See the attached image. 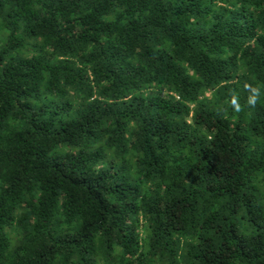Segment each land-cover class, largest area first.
<instances>
[{"label":"trees","instance_id":"16d2710c","mask_svg":"<svg viewBox=\"0 0 264 264\" xmlns=\"http://www.w3.org/2000/svg\"><path fill=\"white\" fill-rule=\"evenodd\" d=\"M0 264H264V0H0Z\"/></svg>","mask_w":264,"mask_h":264},{"label":"clouds","instance_id":"9594fccd","mask_svg":"<svg viewBox=\"0 0 264 264\" xmlns=\"http://www.w3.org/2000/svg\"><path fill=\"white\" fill-rule=\"evenodd\" d=\"M251 102H254V100H253V101H251Z\"/></svg>","mask_w":264,"mask_h":264}]
</instances>
